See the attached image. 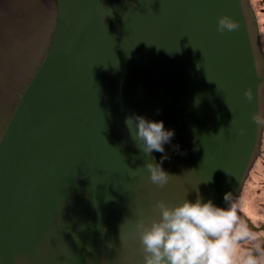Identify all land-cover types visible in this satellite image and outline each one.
Here are the masks:
<instances>
[{
	"label": "water",
	"instance_id": "obj_1",
	"mask_svg": "<svg viewBox=\"0 0 264 264\" xmlns=\"http://www.w3.org/2000/svg\"><path fill=\"white\" fill-rule=\"evenodd\" d=\"M250 5L0 0V264H144L137 225L158 201L236 204L264 132ZM136 113L175 129L163 187L144 166L164 154L125 124Z\"/></svg>",
	"mask_w": 264,
	"mask_h": 264
},
{
	"label": "clouds",
	"instance_id": "obj_2",
	"mask_svg": "<svg viewBox=\"0 0 264 264\" xmlns=\"http://www.w3.org/2000/svg\"><path fill=\"white\" fill-rule=\"evenodd\" d=\"M235 27L227 14L218 18L220 31ZM196 102L199 103L198 98ZM125 124L146 156H151L153 151L164 154L159 161L154 157L147 160L144 167L153 184L165 186L171 175L162 163L168 158L165 144L171 142L175 129L166 128L163 119H151L139 113L126 116ZM175 147L178 149L179 145ZM224 199L229 200L228 193ZM156 207L157 219L137 225L145 253L144 264H235L234 241L243 235L232 234L238 219L236 204L220 206L213 199L198 195L195 200L186 197L175 205L158 201ZM245 264H257V261L249 256Z\"/></svg>",
	"mask_w": 264,
	"mask_h": 264
},
{
	"label": "flooded vegetation",
	"instance_id": "obj_3",
	"mask_svg": "<svg viewBox=\"0 0 264 264\" xmlns=\"http://www.w3.org/2000/svg\"><path fill=\"white\" fill-rule=\"evenodd\" d=\"M250 3L251 8H254V12L257 16L259 35L263 42L262 50L264 54V0H255L254 3L250 0ZM259 159L260 161H258ZM250 172L251 174L248 178L258 182V184H251V187L257 195H261L264 192V135L262 138L260 154ZM260 183L262 184L260 185ZM257 186L258 189L256 190ZM243 191L239 200L236 202L238 219L232 229L233 235L237 234L235 233V230H239L241 231L239 233H243V235H240L239 238L234 241L240 245L234 248V252H236L237 255L235 260L239 259L235 264H245V261L249 256L254 257L257 264H264V217L256 220L243 209L241 202Z\"/></svg>",
	"mask_w": 264,
	"mask_h": 264
},
{
	"label": "bare ground",
	"instance_id": "obj_4",
	"mask_svg": "<svg viewBox=\"0 0 264 264\" xmlns=\"http://www.w3.org/2000/svg\"><path fill=\"white\" fill-rule=\"evenodd\" d=\"M261 42V47H262V41L260 39ZM264 135V133H263ZM255 163V162H254ZM253 167V166H252ZM251 167V170H252ZM250 170V171H251ZM251 172L249 173L248 176H250ZM248 179V177H247ZM246 179V181H247ZM245 181V183H246ZM244 183V186H245ZM243 186V189H244ZM242 189V191H243ZM241 191V194H242ZM240 194V196H241ZM250 198V199H249ZM252 199V200H251ZM239 200V198L237 199V201ZM242 205H243V209L247 211V213L249 215H251L252 217H254L256 220H258L259 218L264 216V192L261 195H257L256 192L254 191V189L252 188L250 192L247 193V195L242 197ZM237 246H240L238 243L234 242V248H236ZM236 252H233V258L234 260L236 259Z\"/></svg>",
	"mask_w": 264,
	"mask_h": 264
},
{
	"label": "rangeland",
	"instance_id": "obj_5",
	"mask_svg": "<svg viewBox=\"0 0 264 264\" xmlns=\"http://www.w3.org/2000/svg\"><path fill=\"white\" fill-rule=\"evenodd\" d=\"M253 3L255 2V0H251ZM251 4V3H250ZM258 6H259V4H258ZM258 6H257V8H258ZM253 8V7H252ZM253 10H254V8H253ZM264 19V18H263ZM263 35V34H262ZM264 36V35H263ZM258 161H260V159L258 160ZM251 178V177H250ZM257 180H258V178H257ZM251 184H258V182L257 181H254V180H250L249 178L247 179V181H246V183H245V188H244V191H243V195H242V197L243 196H245V195H247V193L248 192H250L251 191V189H252V187H251ZM262 183H260V185H261ZM258 189V186H257V188H256V190ZM258 193V192H257ZM250 199V198H249ZM252 200V199H251ZM241 202H242V200H241ZM264 217V216H263ZM239 232H241V231H239V230H235V233H239ZM239 259H237V260H235V262H237Z\"/></svg>",
	"mask_w": 264,
	"mask_h": 264
}]
</instances>
